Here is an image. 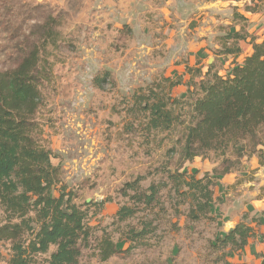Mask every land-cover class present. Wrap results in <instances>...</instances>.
Here are the masks:
<instances>
[{
    "label": "rangeland",
    "instance_id": "rangeland-1",
    "mask_svg": "<svg viewBox=\"0 0 264 264\" xmlns=\"http://www.w3.org/2000/svg\"><path fill=\"white\" fill-rule=\"evenodd\" d=\"M175 1H33L46 9L29 15L35 18L41 11H50L57 19L54 30L58 33L57 45L47 46L44 53L49 73L40 84L41 105L33 120L40 130L39 144L52 151V163L62 169V180L53 195L63 187L86 212L91 230L88 244L82 248L81 264H224L228 248L215 244L216 237L223 235L222 220L234 210L232 199L246 188L254 191V169L248 167V160L257 156L263 161L264 140L254 155L239 162L230 153L223 158L208 153L187 160L181 154L182 135L189 122L187 107L170 131H140L143 122L134 115L132 95L140 87L144 93L147 84L162 77L150 62L158 56L156 51L162 56L168 52L165 40L169 35L164 29L178 24L174 21L179 20L174 16ZM165 8L172 9L174 19L164 17ZM23 15L25 10L14 18ZM19 18L6 21L4 11H0V70L10 68L16 60L13 27ZM204 19L199 26L206 23ZM31 23L26 22L23 38L29 34L35 39ZM208 56L217 69L222 68L224 62L211 53L202 56L203 68L209 64ZM224 159H228L226 163ZM231 162L232 170L221 173ZM234 172L233 180L224 182L223 176ZM205 174L213 177V200L206 216L191 220L190 200L180 195L174 181L181 177L183 182L191 176L201 179ZM137 178L139 192L151 184L159 188L158 200L151 207L131 198L135 193L131 183ZM179 189H185L183 184ZM260 190L264 193V185ZM124 206L135 209V213L120 221L117 213ZM2 219L0 211V222ZM144 227L143 237L129 239L131 230ZM104 239L116 244L117 251L102 261L98 244ZM48 256L36 259L41 263ZM9 258V244L0 242V264H8Z\"/></svg>",
    "mask_w": 264,
    "mask_h": 264
},
{
    "label": "trees",
    "instance_id": "trees-1",
    "mask_svg": "<svg viewBox=\"0 0 264 264\" xmlns=\"http://www.w3.org/2000/svg\"><path fill=\"white\" fill-rule=\"evenodd\" d=\"M28 1L34 7L27 0H0V11H4L6 21L19 18L14 17L22 10L26 14L13 27V38H17L16 60L10 68L0 70V211L3 214L0 242L9 244L8 264H81L82 248L87 246L91 230L86 212L63 187L58 195H53L62 180V169L52 163V151L39 144L40 130L33 120L41 105L40 84L49 73L44 53L47 46L57 45L58 33L54 30L57 19L50 11L47 14L41 11L39 17L33 18L29 13L45 6L34 3L35 0ZM248 1L244 10L254 12L259 0ZM233 17L241 22L246 20L237 10ZM29 20L33 22L31 30H36L32 33L35 39L29 34L21 36ZM247 37L243 29L229 31L218 37L221 45L214 53L237 56L241 52L239 40ZM251 44V53L225 74L215 70L214 64L204 73L201 68L186 67L191 77L183 97L171 94L172 88L181 83L182 76L161 75L158 81L147 84L144 93L142 87L138 88L132 95V110L143 122L140 131L147 134L170 131L180 122L181 111L187 107L189 122L184 128L181 148L185 159L208 153L223 158L230 153L239 162L244 156L254 155L264 140V38L260 42L252 39ZM44 60L45 67H42ZM104 75L108 78L109 73ZM231 165L232 162L221 173L230 172ZM213 170L217 175V169ZM207 176L201 179L191 176L183 182L179 177L174 181L180 195L190 200L188 216L191 220H198L209 212L213 177ZM138 180L131 183L135 191L131 198L151 207L158 200L159 188L151 184L145 192H139L135 186ZM182 184L185 189L180 191ZM134 213L135 209L124 206L117 217L123 221ZM146 229L131 230L129 239L143 237ZM252 237L254 228L245 220L217 236V247L228 248L224 264H236L230 254L243 249ZM116 246L107 239L100 242L101 260L112 256L117 251ZM51 247L54 250L49 252ZM46 254L49 256L39 263L37 256Z\"/></svg>",
    "mask_w": 264,
    "mask_h": 264
},
{
    "label": "crops",
    "instance_id": "crops-1",
    "mask_svg": "<svg viewBox=\"0 0 264 264\" xmlns=\"http://www.w3.org/2000/svg\"><path fill=\"white\" fill-rule=\"evenodd\" d=\"M169 1L172 2V0H165V2ZM246 2L249 3L248 0L175 1L174 16L178 17L179 20L175 19L174 21L177 22L174 23L178 24L175 27L167 25L164 29V32L169 35V38L165 40L168 52L162 56L161 51H156L155 54L158 56L150 62L151 66L160 70L164 76L172 78L182 76L181 83L172 88V96L183 97L185 95L186 83L191 77V74L186 71V67L201 68L202 73H204L210 64H214L215 70L221 74L223 73L221 71L228 70L236 63H242L245 56L251 53L252 39L255 42H260L264 38V0L258 1V6L254 12L244 10ZM234 10L241 13L246 20L244 22L234 20ZM163 13L167 20L174 17L172 9L165 8ZM203 18H205L206 23L203 22L201 26L206 24L208 26L206 28L199 26L201 24L200 19ZM242 29L248 37L239 40L241 52L237 56L214 53L221 45V40L218 37L226 35L229 31L236 32ZM207 53H211L215 58L223 61L222 68L217 69L216 64L214 61L212 62L209 56L207 57L209 64L203 68L200 60ZM162 65L163 67H161ZM197 79L199 78L195 80ZM248 163V167L254 169V191H249L246 188L242 195L232 199L234 210L232 209L222 220L221 232L226 233L242 220L247 223L250 222L254 228V237L250 238L243 249L232 252L230 259L236 264H262L264 259V193L261 192L260 187L264 185V157L260 163L257 156H252ZM233 174L235 175L236 172L224 175V182L230 183L233 180L231 179ZM247 184L252 185L251 182ZM237 209L239 210L238 214L232 217L233 212H236ZM226 219H229L228 223H226Z\"/></svg>",
    "mask_w": 264,
    "mask_h": 264
}]
</instances>
